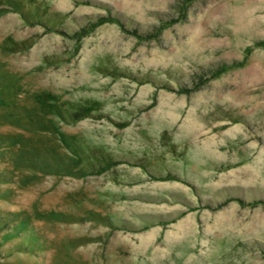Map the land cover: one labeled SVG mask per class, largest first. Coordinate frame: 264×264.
I'll return each mask as SVG.
<instances>
[{"label": "rangeland", "instance_id": "obj_1", "mask_svg": "<svg viewBox=\"0 0 264 264\" xmlns=\"http://www.w3.org/2000/svg\"><path fill=\"white\" fill-rule=\"evenodd\" d=\"M0 264H264V0H0Z\"/></svg>", "mask_w": 264, "mask_h": 264}]
</instances>
